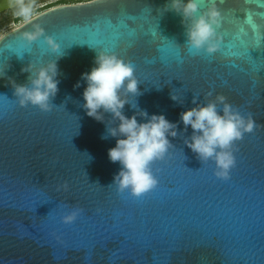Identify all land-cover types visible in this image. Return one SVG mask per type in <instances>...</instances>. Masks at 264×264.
I'll list each match as a JSON object with an SVG mask.
<instances>
[{
  "label": "water",
  "instance_id": "water-1",
  "mask_svg": "<svg viewBox=\"0 0 264 264\" xmlns=\"http://www.w3.org/2000/svg\"><path fill=\"white\" fill-rule=\"evenodd\" d=\"M17 2L0 0V14ZM213 2L221 23L212 55L189 49L182 15L163 13L168 0L59 4L0 38V264H264V0H200V11ZM37 27L44 36L26 44ZM100 52L133 64L140 109L179 122L171 152L151 166L158 186L140 198L112 185L121 168L108 157L116 138H102L111 114L99 122L82 106L81 77ZM52 60L56 107H20L10 81L28 84L22 69ZM217 95L256 122L236 144L227 181L185 144L192 129L180 121L194 96L207 103ZM71 208L82 213L63 224Z\"/></svg>",
  "mask_w": 264,
  "mask_h": 264
},
{
  "label": "clouds",
  "instance_id": "clouds-1",
  "mask_svg": "<svg viewBox=\"0 0 264 264\" xmlns=\"http://www.w3.org/2000/svg\"><path fill=\"white\" fill-rule=\"evenodd\" d=\"M200 7V0H168L163 13L175 11L182 15L189 49L195 53L212 55L220 47L217 29L221 23V13L214 2L203 12ZM15 9V15L25 20L33 15L32 6L23 0H18ZM43 36V29L37 27L25 33L22 39L30 45ZM44 39L53 52L60 48L53 37ZM22 71L31 73L28 84L10 81L19 106L30 105L43 112L53 110L56 106L51 101L59 92L60 84L57 61L40 65L31 63ZM5 75L6 69L0 68V79ZM81 80L87 85L82 105L87 115L105 122V114H111L102 138H116V145L108 150V157L111 162H118L121 168L115 174L112 185L116 186L118 192H127L136 198L154 190L159 180L151 166L171 152L173 145L169 137L180 134L179 122L170 121L164 114L150 115L147 110L139 108L135 97L141 95L140 82L135 76V68L116 54L100 52L95 59V66L90 72L83 73ZM75 87H81V83L77 82ZM171 99L179 104L184 103L183 96L174 92ZM198 100L199 97L194 96L192 102L196 107L180 114L184 131L189 126L192 129L191 137L184 142L204 164H214V175L218 179L227 181L237 165L236 144L245 135L255 131V119L251 113L245 115L234 108L223 95H217L207 103H198ZM128 104L136 109L131 117L123 111ZM81 213V209L71 208L61 212L60 220L63 224H73Z\"/></svg>",
  "mask_w": 264,
  "mask_h": 264
},
{
  "label": "rangeland",
  "instance_id": "rangeland-1",
  "mask_svg": "<svg viewBox=\"0 0 264 264\" xmlns=\"http://www.w3.org/2000/svg\"><path fill=\"white\" fill-rule=\"evenodd\" d=\"M59 1H61V0H25L24 3H28L32 6V8H33V15L32 16H34V15L40 13L41 9H44L48 5H51L53 3H57ZM68 1L73 2V1H77V0H68ZM84 1H87V0H84ZM15 11H16V9L14 7L10 10V12H8V13L5 12L6 14L0 15V38L5 33L12 30L13 28H16L17 26H19L21 23H23L25 21V19L15 21V18L18 17L17 15H15Z\"/></svg>",
  "mask_w": 264,
  "mask_h": 264
},
{
  "label": "trees",
  "instance_id": "trees-1",
  "mask_svg": "<svg viewBox=\"0 0 264 264\" xmlns=\"http://www.w3.org/2000/svg\"><path fill=\"white\" fill-rule=\"evenodd\" d=\"M84 0H77V1H73V2H71V1H68V0H61V1H59V2H57V3H53V4H51V5H48L47 7H45L44 9H41L40 11L42 12V11H44V10H46V9H48V8H50V7H53V6H56V5H59V4H64V3H74V2H83ZM5 12H10V10H8V11H5ZM5 12H3V13H1V14H6ZM0 14V15H1ZM19 20H23V18H21V17H16L15 18V21H19Z\"/></svg>",
  "mask_w": 264,
  "mask_h": 264
},
{
  "label": "snow or ice",
  "instance_id": "snow-or-ice-1",
  "mask_svg": "<svg viewBox=\"0 0 264 264\" xmlns=\"http://www.w3.org/2000/svg\"><path fill=\"white\" fill-rule=\"evenodd\" d=\"M147 194V193H146Z\"/></svg>",
  "mask_w": 264,
  "mask_h": 264
}]
</instances>
